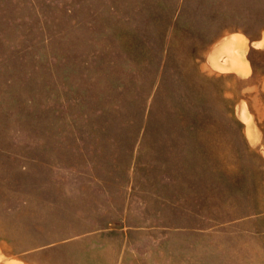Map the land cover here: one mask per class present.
Returning <instances> with one entry per match:
<instances>
[{
  "label": "rangeland",
  "instance_id": "rangeland-1",
  "mask_svg": "<svg viewBox=\"0 0 264 264\" xmlns=\"http://www.w3.org/2000/svg\"><path fill=\"white\" fill-rule=\"evenodd\" d=\"M14 263L264 264V0H0Z\"/></svg>",
  "mask_w": 264,
  "mask_h": 264
},
{
  "label": "bare ground",
  "instance_id": "bare-ground-1",
  "mask_svg": "<svg viewBox=\"0 0 264 264\" xmlns=\"http://www.w3.org/2000/svg\"><path fill=\"white\" fill-rule=\"evenodd\" d=\"M233 39H234L235 41H238L239 43H242V39H241L240 37H238V36H237V37L234 36ZM229 41H231V39H229ZM229 43H231V42H229ZM232 43H233V42H232ZM232 43H231V44H232ZM235 43H236V42H235ZM261 43H262V42H257L256 44L258 45V44H261ZM231 46H232V45H231ZM235 56H236L235 54L233 55V54L230 53V57H232V61L235 60ZM233 57H234V58H233ZM237 60H238V59H237ZM232 67H234V65L231 66V68H232ZM221 68H225V69L227 68V69H229L230 67H228V66H222ZM244 68H245V66L243 65V63L240 62L239 65H238V69H240V70L243 71ZM244 116H245V115H244ZM14 264H18V263H14Z\"/></svg>",
  "mask_w": 264,
  "mask_h": 264
},
{
  "label": "trees",
  "instance_id": "trees-1",
  "mask_svg": "<svg viewBox=\"0 0 264 264\" xmlns=\"http://www.w3.org/2000/svg\"><path fill=\"white\" fill-rule=\"evenodd\" d=\"M251 52H252V50H250L249 51V53H248V59H249V61H250V63H251V66H252V68H253V71H255L256 70V68H255V65H254V61H253V58H252V56H251Z\"/></svg>",
  "mask_w": 264,
  "mask_h": 264
}]
</instances>
